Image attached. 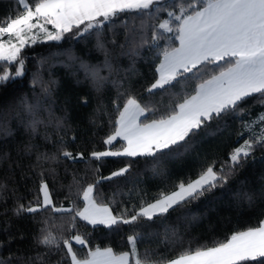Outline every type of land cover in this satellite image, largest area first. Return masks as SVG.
I'll list each match as a JSON object with an SVG mask.
<instances>
[{
    "label": "snow or ice",
    "instance_id": "1",
    "mask_svg": "<svg viewBox=\"0 0 264 264\" xmlns=\"http://www.w3.org/2000/svg\"><path fill=\"white\" fill-rule=\"evenodd\" d=\"M60 66L98 94L84 124ZM25 81L0 106V139L21 137L17 159L0 150V264H264V0H16L0 16V88ZM226 131L230 145L205 147ZM109 161L121 166L104 175ZM141 164L154 194L131 180ZM61 166L72 180L56 187ZM233 214L255 223L231 227ZM25 219L38 227L17 254Z\"/></svg>",
    "mask_w": 264,
    "mask_h": 264
},
{
    "label": "trees",
    "instance_id": "2",
    "mask_svg": "<svg viewBox=\"0 0 264 264\" xmlns=\"http://www.w3.org/2000/svg\"><path fill=\"white\" fill-rule=\"evenodd\" d=\"M15 2L16 0H0V16H3L6 12L9 11V9L14 8L15 7ZM38 51H47L46 48H39L37 49ZM77 54H79V46H77L76 48ZM100 59H103L102 54L97 53L96 54ZM123 66H127L128 61L127 60H123L122 61ZM137 68L144 74V76L146 78H150L151 77V71L149 68V65L146 63H139L137 65ZM53 72L56 74L57 77L66 79L69 81L68 84V91L71 92L72 94V98H73V105L71 108V118L73 121L79 122L81 124L86 123V119L89 113L92 112V110L96 107V103H97V93L92 89L90 82H85L84 81V75L81 72L79 75V80L81 81L80 83H77L76 78H73L70 75V70L69 69H65L62 66L53 69ZM44 76L45 79L48 78V73L45 70L44 72ZM30 88V81H25L24 83H15V84H10L5 88H0V106H4L6 104H8L14 97H18L20 96L22 93L29 91ZM89 93L90 94V103L87 106H82L83 105V101H79L78 102V97L80 96L81 93ZM62 106V97H61V101L60 104L57 106V115H63L62 111H60V107ZM13 127H16V122H13ZM239 125L235 122L231 123V129L229 131H233L236 128H238ZM229 131H226L221 137H218L217 140L214 141H209L205 147L209 148L211 146H214L220 139H227L229 145L231 144V142L233 140L236 139L235 135H229ZM71 131L68 132V135L71 136ZM21 139V137L19 136V134L17 135V137L15 139L9 137L7 140L4 139H0V150H4V149H11V154H12V158L15 160L17 159V152L15 151V146H16V141ZM40 143L43 144V140L41 138L40 141H38ZM48 150H52V145L51 143L46 145ZM42 150H44L42 148ZM259 155V154H258ZM22 162L23 164L27 165L31 162H34V156L29 158L28 156H21ZM121 165L117 164V163H112L111 161L106 162L104 168H103V174L107 175L109 173L110 170H114L116 167H119ZM78 168L83 169L84 165L80 164L77 165ZM171 169H172V173L173 176L175 175H179L182 174L183 172H185L187 170L186 165L182 164L181 162L177 161V162H173L170 165ZM3 168H7V164L3 165ZM135 171L136 173H138V175L131 177V180L135 181L137 179H139L140 181H142L141 187H146L150 193H155L157 191V189L159 187L164 186L159 178H153L151 171H146L143 167V165H134ZM259 167H257L256 171H259ZM59 178L57 180V184L56 187H59V185L61 183H63L65 186L68 185L71 180H72V175L69 172V174L67 176L64 175V168L63 166H61L59 169ZM88 178L89 180H91L93 178V173L92 171L88 172ZM167 183V182H165ZM28 186L29 188L32 186L31 181H28ZM170 187V185H168ZM105 190L108 193L109 196H111V192H112V188H110L108 185H105ZM128 187H131V184L128 185ZM67 188L65 187L62 192L61 195L63 194V191H66ZM120 190H125L126 188H124L123 184L121 185V189ZM21 191L25 192L27 194V190L25 188H23V186H21ZM117 199H120L119 196H117ZM202 210V209H201ZM229 212L228 209H221V214H227ZM213 219H215V213H213ZM0 221H2V218H0ZM56 221L59 222L60 221V217H56ZM239 223V225H243V226H247L248 223H255V219L249 220L247 215L242 216L239 221L236 220L235 218V214H233V223L231 225V227H236L237 224ZM3 225L2 223H0V228H2ZM38 227V225L36 224H32L28 219L25 220H18V221H13V228L12 231L16 232L17 228H19L21 231H23L26 236L25 239L23 240H15L13 241V243L11 244V250L13 252H17V254H20L26 250H28L31 246V241H32V233L36 230V228ZM53 231H56V227L55 225H53ZM203 231L202 228H196L193 229V232L195 234H201ZM101 233L97 234V238L94 240L95 243H99L101 246H107L109 244H111L117 251H122V250H127L124 246L123 243L120 239V236H112L110 238H106V239H99V237L101 236ZM221 238H222V233L220 234ZM4 235L2 232H0V239H3ZM161 239H163V236H161ZM205 240H201V243H204ZM187 245H185L186 247ZM193 247H196V244L193 243L192 245ZM19 250V251H18ZM183 249L181 248H176L174 251L176 254H179V252H181ZM7 249H5L4 251V255H7ZM82 251V250H81Z\"/></svg>",
    "mask_w": 264,
    "mask_h": 264
}]
</instances>
